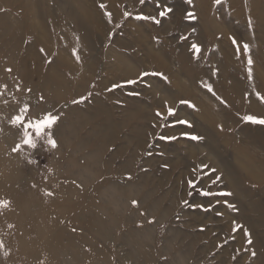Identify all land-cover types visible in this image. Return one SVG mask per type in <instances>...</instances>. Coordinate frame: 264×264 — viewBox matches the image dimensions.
Returning <instances> with one entry per match:
<instances>
[{
    "label": "rangeland",
    "instance_id": "obj_1",
    "mask_svg": "<svg viewBox=\"0 0 264 264\" xmlns=\"http://www.w3.org/2000/svg\"><path fill=\"white\" fill-rule=\"evenodd\" d=\"M162 4L173 9L166 18L155 0H0V169L11 164L13 174L0 175V201H10L0 204V264H264V126L241 119L264 116L255 94L264 95V0ZM187 11L197 19H185ZM139 14L161 22L136 20ZM191 42L203 49L198 61L188 51ZM25 48L40 59L26 70L18 67ZM142 72L167 80H140ZM50 74L58 75L55 89L46 85ZM113 84L122 86L107 91ZM81 96L88 99L71 104ZM26 104L23 124L49 111L61 116L45 130L57 149L32 129L37 148L22 143L23 124L10 121ZM167 107L176 115L164 119ZM179 119L192 127L170 126ZM160 135L178 138L164 142ZM216 176L221 180L213 183ZM200 189L232 195L205 197ZM184 200L215 207L193 210ZM233 221L242 226L236 232Z\"/></svg>",
    "mask_w": 264,
    "mask_h": 264
},
{
    "label": "snow or ice",
    "instance_id": "obj_2",
    "mask_svg": "<svg viewBox=\"0 0 264 264\" xmlns=\"http://www.w3.org/2000/svg\"><path fill=\"white\" fill-rule=\"evenodd\" d=\"M216 2L222 3V0H214V3H216ZM140 3L141 4L145 3V0H140ZM185 3L188 4V5H192L193 4V0H185ZM155 6H156L157 9H161L162 8V10H160L158 12V15H159L160 18H166L173 11V9L170 6H168L166 4H162V0H155ZM99 7L101 9H105L106 6L101 3L99 5ZM104 15H105L106 18H108L109 23H111V13L105 11ZM129 15H130V13L128 11L124 12V17L125 18H127ZM134 18L136 20H151L155 24H159L161 22L155 16H148V15H144V14L136 15ZM185 19L194 21V20L197 19V16L194 14L193 11H187L186 14H185ZM249 23L251 24V21ZM116 27L119 28L120 25L117 24ZM192 31L195 32V29H193ZM112 35H113V33L110 32L109 33V39H111ZM154 39H156V38H154ZM188 39H189L188 36H185V35H181L179 37L180 41H187ZM77 40H79V37H77ZM231 40L233 42V45L236 46L237 54H239V46L237 45L236 39L234 37H231ZM243 48L246 49L244 54L247 56L248 74L250 76H252V68H251V66L253 64V60H252L251 55H250L249 45L247 43H245V44H243ZM43 51L44 50L41 49V52H43ZM188 51L191 53L192 59L194 61H198L200 59V55H201L203 49H202L201 45L198 44L197 42H191ZM73 55L75 56L77 62H79L80 57H79V55H77V49H74ZM48 63H51V62L49 61ZM8 71H11V69H8ZM216 75H217V71H216L215 68H213L212 76L215 77ZM145 76H160L161 79L167 80V78L162 73H155V72H152V73L142 72L141 76H140V80H143V78ZM252 79H253V76L250 79V81ZM135 83H137L136 80H127V81L123 82V84H125V85H133ZM121 86H122L121 84H113L110 88H108L106 90L107 91H113L116 88H119ZM201 86L203 88H205L208 93H211L213 96H215L216 99L220 102V104L224 105L225 107L228 106L226 104V102L221 97H219L216 94V92L213 89V85L211 83H208L207 81H203L201 83ZM29 91H30V89H29ZM128 94L129 95H137V96L139 95V93H128ZM255 94H256L257 99L260 101V103L264 104V95H261L259 92H256ZM89 95H91V94H89ZM40 99L43 100V97H41ZM87 99H88V96H81V97H79L77 99H73L71 101V104L78 105L80 103H84ZM179 104L187 105V107L190 108V109H195V107H196L190 101L181 100V101H179ZM27 111H28V105L26 104L20 110L21 114L14 115L11 118L10 123L13 126H20L21 124H23V120H24L23 114L26 113ZM156 115L158 117L162 116V114L159 111H157ZM175 115H176V109H174L172 107H167V117H163V118L167 119L168 117H174ZM60 119H61V116H59L58 114H54L51 111H49V112L43 113L42 115L38 116L35 120L29 121L27 124H23L24 130H23L22 143L24 145H27L31 149H36L37 148V140H34L33 137L29 134V131H28V129H32L34 131V133H35L36 138H38L39 140H44V142L48 146H50L51 149H57L58 143H57V140L54 138V134L51 131L45 133V130L46 129H53L54 126L58 125ZM241 119H242V121L244 123H247V124L264 126V116L246 114V115H243L241 117ZM177 124L185 125L186 127H189V128L192 127V124L189 121L184 120V119L173 120L170 126L175 127V125H177ZM25 125H27V126H25ZM163 126L164 125H161V127H163ZM180 135L185 137V138H187V139H189V140H191V141L199 142V141H201L203 139V137L200 136V135L192 134V133H188V132H183ZM177 138L178 137H176V136H165V135L158 136V139L162 140L164 142H170V141L175 140ZM19 149H20V144L18 143L17 146H15L12 149V151L13 152H17ZM160 154L162 155L163 153H160ZM148 155H152V153L149 152ZM28 162L29 163H36L34 160H29ZM163 167H167V165H163ZM200 167H201V169H204L206 166L205 165H201ZM49 171H51V169H49ZM212 171H215V170L213 169ZM126 178L129 179V180L132 179V177L130 175L127 176ZM220 180H221V177L220 176H216V179H215V181H213V183H216V182H218ZM33 187H35V185H33ZM188 187L189 188L195 187V184H194V182L192 180L188 181ZM199 193H200L201 196H205V197H208V196L227 197V196L232 195L230 192H227V191L210 192V191L203 190V189H200ZM45 194L46 195H53L51 192H46ZM191 195H192V193L189 192V196H191ZM217 203H219V201H217ZM0 204H4L6 207H8L9 204H10V201H8V200L7 201H0ZM131 204H132L133 207H136L138 202L136 200H133L131 202ZM224 204H225L226 207H228V208H230V209H232L234 211L238 210V209H236L235 205L230 204L227 200L224 201ZM182 205L190 206L193 210L199 209V210H201L203 212L211 211L215 207L214 204H209L207 207H205L204 204H192V205H189V202L187 200L182 201ZM217 215H222V213L218 212ZM152 222L153 221L150 219L149 223H152ZM139 226L140 225L137 224V227H139ZM241 227H242L241 225H237L236 224V221H233V229H232L233 232L238 231ZM200 230L203 231V228H201ZM73 231H75V229H73ZM244 236L246 238L247 244L248 245H252L253 241H252V238H251V233L246 228L244 229ZM218 247H219V245H218ZM256 255H257V253L255 251H251V257H255ZM233 259H235V257Z\"/></svg>",
    "mask_w": 264,
    "mask_h": 264
},
{
    "label": "bare ground",
    "instance_id": "obj_3",
    "mask_svg": "<svg viewBox=\"0 0 264 264\" xmlns=\"http://www.w3.org/2000/svg\"><path fill=\"white\" fill-rule=\"evenodd\" d=\"M20 24H21V30H23L22 31V33L24 34V32H25V26H23L24 25V21H22V22H20ZM26 50H25V52L24 53H27L28 54V56H26V54H22V57H21V59H19V63H18V67H19V64L21 65V66H25V64H26V68H25V70L28 68V67H30V68H32V66H33V64L34 63H36V62H38L39 60H38V54L36 53V51L35 50H29V49H27V48H25ZM30 52V53H29ZM18 55V54H17ZM66 66H69V65H66ZM19 69H20V67H19ZM28 72V71H27ZM28 73H30V72H28ZM27 73V74H28ZM23 75H25V74H23ZM59 79H58V75H55V76H51V74H50V76H49V78H45V82H46V85L47 86H49L50 87V89H55L56 88V85H57V81H58ZM135 126H133V128H134ZM135 129H137V127H135ZM91 135V134H90ZM89 133L87 134V138H89ZM89 141V140H88ZM91 157H92V155H91ZM98 158V157H97ZM10 165L11 164H6V165H2V168L0 169V175L1 174H5V176H6V178L7 179H9L10 177H12L10 174H12L11 173V168H10ZM13 175V174H12ZM1 184V183H0ZM5 188V186L3 187V189ZM49 225L48 224H46V223H43V225H41V227L43 228V227H48ZM37 227V226H36ZM35 227V228H36ZM49 227H52V225H50ZM42 228H40V227H38L37 229H40V230H42ZM110 241V240H109Z\"/></svg>",
    "mask_w": 264,
    "mask_h": 264
}]
</instances>
